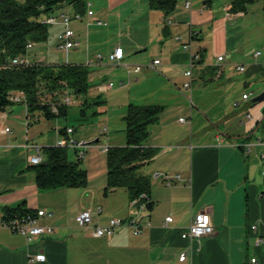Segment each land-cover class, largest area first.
<instances>
[{
	"label": "crops",
	"instance_id": "crops-1",
	"mask_svg": "<svg viewBox=\"0 0 264 264\" xmlns=\"http://www.w3.org/2000/svg\"><path fill=\"white\" fill-rule=\"evenodd\" d=\"M204 4L212 5L209 1ZM192 9L181 10L178 21L168 20L170 15L166 17L163 12L151 10L156 16L160 42L164 44L160 55H155L152 62L144 61L150 62L144 65L147 70L134 72L130 78L137 84L156 79L162 86L153 91L154 95L143 97L136 104H155L148 101L159 98L163 100L160 105L165 106L146 143V147L156 149L157 153L145 172L151 177L148 205L151 202L152 206L140 214L145 226L143 231L135 235L125 227L111 236L94 234L95 225H105L112 217L127 219L137 209H145L133 206L126 190L121 198L123 201L117 196L120 190L108 194L96 190L95 210L85 203L87 198L80 196V190H39L36 172L29 163V157L36 152L26 146L39 144L45 149L55 146V142L41 129L38 131L42 117L37 122L38 127L29 125L26 106L25 113L12 106L0 110V264H249L253 254L262 259L260 250L253 247L254 236L250 230L251 224L260 223L264 218L260 197L264 187L262 149L254 145L247 153L241 145L263 137L260 120L264 117V101L254 105V98L245 100L243 97L253 92L248 88L259 90V95L264 94L263 6L260 12L262 35L255 46L258 50L250 61L246 60L250 55L242 50L246 42V34L239 29L241 20L245 22L246 19L243 13L227 11L229 15L209 16L204 20L209 22L208 36L215 47L212 59L207 60L201 49L194 50L193 42L201 37L203 30L193 27ZM93 13L87 17L88 23L95 27L98 25L95 20H102ZM191 31L194 36L200 35L192 39ZM178 32L187 33L188 40L184 41ZM163 33L174 39L180 36L182 42L191 41L192 51L200 54L201 60L194 68L192 80L185 75L191 53L183 50L182 42L163 40ZM117 47L123 48L125 57L114 64L125 71L135 66L136 60L132 57L141 50H146L141 53L148 52L151 45L142 41L130 45L120 43L110 46L107 55ZM257 52H260L258 57L255 56ZM219 56L224 60L219 62ZM156 59L161 60V64L155 69L149 68ZM239 66H245L246 71H239ZM246 73V77L241 75ZM189 81L191 87L186 89L184 85ZM121 82L125 86V81ZM178 82H183V88ZM99 88L106 90L105 86ZM181 89L189 91L183 93ZM240 89L243 90L242 98L237 96ZM200 92L201 98L213 94L219 97V102L200 109L196 105L187 107L183 100L180 101L189 94L190 98L200 95ZM170 101L174 106L167 103ZM11 113H15L14 120ZM181 118L186 122H181ZM5 128H10L11 133L1 132ZM63 130L59 129L60 136ZM156 172L180 178L168 182L162 177L156 178ZM20 204L29 209L52 212L53 215L43 219L42 224L52 226L54 231L37 236L29 243L26 236L4 222L5 210ZM85 211L92 213L93 226L78 224L76 217ZM200 212L210 214L215 233L197 240L183 239L182 234L193 216ZM167 217L173 220L166 226ZM40 254L46 256L45 261L36 260ZM183 254L187 258L180 261Z\"/></svg>",
	"mask_w": 264,
	"mask_h": 264
},
{
	"label": "rangeland",
	"instance_id": "rangeland-1",
	"mask_svg": "<svg viewBox=\"0 0 264 264\" xmlns=\"http://www.w3.org/2000/svg\"><path fill=\"white\" fill-rule=\"evenodd\" d=\"M206 1L211 2L212 5L206 6L204 4ZM232 1L233 0H187L185 2V0H178L176 10L172 14H170V18H168V20L174 19L178 21L180 13L182 12L181 10L183 9L188 10L186 8V3L190 2L191 9L193 8L192 9L193 27L198 30L199 29L203 30V32H201L202 33L201 37L199 39L194 40L193 42L194 50L201 49L205 54L206 59L211 60L212 55L215 53V47L213 43H211V38L208 36L211 30V27L209 26V22L205 23L204 20H206L207 17L209 16L219 17V16L229 15L227 13V11H229L228 5ZM83 3L86 5V14H84L81 17V19H74L71 22V29L74 30L76 38L79 40L78 47L76 49H73L70 52L69 56L67 57V53L58 46L59 44L58 35L60 32L63 31L64 29L63 26L60 24L50 25L49 40L47 42L34 44L32 49L30 50L29 57L32 60L45 62L49 65H53V64L84 65L88 61L95 60L99 54L106 57L108 53L106 52L107 49L110 46H114L117 44L120 45V43L122 44L125 43V45L127 44L130 45L131 42L137 43L142 41L145 43H149V45H151V48L148 52L139 53L134 57H132V59H135L136 62L134 63L135 66H133L132 69L130 70L128 69L123 71L122 69H119L117 66H115L113 62H107V61H104L101 66L89 67L90 81L92 87L90 88L88 94L83 98L72 97V101L67 107V114L65 116H59L51 120H47L44 117H42L40 122L41 124L40 127L37 126L38 125L37 123H34L32 125L38 127V131L41 129L42 133L48 135L51 138V140H54L55 146L58 140L57 136H60L59 129L66 130L67 128L74 129L73 136L75 140L86 144L87 148L83 149L85 151V154L82 157L80 166L82 169L87 170L88 172V183L87 185L82 187L64 188V189L80 190V192H82L80 196H84L87 198L85 199V201L87 200L85 203H88L90 207H94L93 209L95 210V203H96L95 191L106 190L107 187V152H104L103 148L122 147L126 145L127 142L126 122L124 120V117L127 114L129 106L131 104H136L137 101L143 97L145 98L151 97L152 95H154L153 94L154 90L157 91L159 88L162 87L155 81L156 79L149 81L144 80L143 82L137 84V82L133 78L132 79L130 78L131 76L133 77V75H135L134 69L137 66H142V69L147 70V68L144 65H148L150 62H152L153 57H156L155 55L158 56L160 55L164 42H160L162 40H160L159 30L155 24L157 22L156 16L152 15L151 13L152 11L149 6V0H121L120 3L118 0H83ZM263 5H264L263 0H261L249 6L248 11L249 9H251V11L248 14L246 13L242 14L246 18L245 22L244 20L243 21L241 20L239 24L240 25L239 29L242 30L241 32L243 34H246V42L244 45L245 48L244 49L242 48V50H245V52L248 55H250L248 59H246L249 61L252 59L254 53L258 50L257 47L255 48V46L258 43L257 42L258 39L262 35V29H261L262 20H261L260 12L262 11L261 8ZM89 9L93 10L96 13L95 16L100 18L106 25L104 26L95 25L94 27L92 24H89L88 23L89 17H87L88 16L87 13ZM75 12H76L75 7L73 5H68L67 7L60 9V11H58L54 16L60 19L59 16L63 13H66L68 15H74ZM178 34H181L183 36L184 41L188 40L187 33L178 32ZM197 34H195V36L200 35L199 33ZM195 36L193 31H191V38L194 39ZM162 39L163 40L172 39V41L181 44L180 41H176V39H174L172 36L166 35L164 33L162 34ZM183 43L186 42H182V48H183ZM192 52L193 54H196L194 53V51ZM255 56L256 57L260 56V52H257ZM219 57H223V56H219ZM219 57H218L219 62L224 60V57L222 60H219ZM200 60H201V56L198 60L194 61V68L197 66ZM144 61H150V62L146 63ZM249 63H252V61ZM189 66H190V62L188 65V69ZM241 67L244 68V70L241 71L240 70ZM194 68L192 72L194 71ZM238 70L241 72H245L246 67L239 66ZM241 75H244L246 77L248 74L246 73ZM189 79L190 80L193 79V73L192 76L189 77ZM122 80L125 81L124 87H120L119 85ZM110 82L116 84L114 89L111 90L106 89L107 91L106 90L103 91L102 89L99 88L101 86H105L109 84ZM190 82L191 81L187 83ZM178 83H181V86L183 88V82H178ZM197 86L198 84H196V88ZM186 89L185 90L181 89V91L183 93H186L187 91H189ZM251 89L252 88L250 89L248 88L247 90H249V92L250 91L253 92H250V94H244L247 96L249 95L248 98L246 99L244 98L245 100H248L250 97L255 98L260 94L259 90H256L255 88L253 90ZM201 93L202 92H200V95L199 94L192 95V98H190V94H189V96L183 97V99H181L180 101L183 100V105L185 106L187 105V107L191 105L193 107V105H196L200 109H204L203 107L209 106L214 102L215 103L219 102V97H216L215 95L212 94V95H207L204 98H201ZM242 94H243V90L242 89L238 90L237 96L239 98H242ZM64 97H62V99ZM85 99L88 100V105L83 107V102L85 101ZM148 102L155 103L156 105H160L161 103H163V100L161 101V99L155 98L149 100ZM167 103H170L169 105H172V101ZM14 106H16V108H21L20 111L25 113L26 109L24 104L17 103ZM11 114H12L11 116H13L11 118L12 120H14L15 113H11ZM263 118L264 117L262 116L260 122L263 120ZM27 124L28 122L27 120H25L26 128H27ZM156 124H154L151 128H153ZM26 128H24L25 133H26ZM97 140L99 141L97 142ZM69 157L73 161H78V156L76 154V151L71 148H69ZM146 169L147 167H145L142 171L145 173ZM117 190H120L117 193L118 194L117 196L120 200L121 198H123V194H124L123 192L126 189L119 188ZM87 193H89V195H87ZM102 199H104V195ZM121 200L123 201V199ZM101 206H104V204H102ZM148 206L149 205H146V207ZM146 211H147L146 208L137 209V211L129 218L134 216H139L140 214H142L143 212L145 213ZM196 215H194L193 218ZM112 218H118V217H112ZM112 218H110L108 222ZM170 222L167 221L166 218V226ZM190 225L188 226V228L190 227ZM144 227L145 226L142 225L141 231L136 234L134 229H132L130 226H126V228H129L135 235L140 234L143 231ZM188 228L186 229V231L188 230ZM214 233H215V229H214ZM197 239H190V240H197Z\"/></svg>",
	"mask_w": 264,
	"mask_h": 264
},
{
	"label": "trees",
	"instance_id": "trees-1",
	"mask_svg": "<svg viewBox=\"0 0 264 264\" xmlns=\"http://www.w3.org/2000/svg\"><path fill=\"white\" fill-rule=\"evenodd\" d=\"M259 1L233 0L229 12L247 13L249 6ZM177 4L178 0H149L150 9L163 12L166 17L176 10ZM68 5L76 9L72 16L86 13L83 0H0V110L16 105L12 97L23 93L24 100L20 103L27 108L29 125L37 123L41 117L51 120L65 116L69 104L63 103L62 97L66 94L71 96V100L72 97L83 98L92 87L89 66L85 64L49 65L29 57L34 44L47 42L50 38L47 20ZM29 44H33L31 48ZM18 57L26 59L29 64L13 65V60ZM87 105L88 100L85 99L83 107ZM164 109V105L156 104L129 106L124 117L126 145L110 147L107 152L105 194L124 188L130 201L148 203L151 177L142 170L153 162L157 151L146 147V142L151 136V127L159 122ZM44 154L43 162L33 166L39 190L87 185L88 172L80 166L82 157L79 151H76L78 161L70 159L68 147H46ZM35 211L20 204L5 210L4 222L7 225L22 222Z\"/></svg>",
	"mask_w": 264,
	"mask_h": 264
},
{
	"label": "built area",
	"instance_id": "built-area-1",
	"mask_svg": "<svg viewBox=\"0 0 264 264\" xmlns=\"http://www.w3.org/2000/svg\"><path fill=\"white\" fill-rule=\"evenodd\" d=\"M186 8L188 10L191 9V3L187 2L186 3ZM93 11H89L88 15L93 16ZM60 19L58 17H52L47 20V23L49 25H57L60 24L63 26V32L58 36L59 40V48H61L63 51L67 53V56H69V53L73 50L76 49L79 45V42L76 40L75 37V32L74 30L71 29V22L74 19H81L82 16L80 15H68V14H61ZM60 22V23H59ZM96 23L98 25H103L104 23L100 20H97ZM171 23V22H170ZM178 41L182 42V37L176 38ZM32 47V44H29V48ZM183 49L187 52L191 53V60H190V66L189 69L186 71L185 75L187 77L192 76V70L194 68V61L198 60L200 58V54H193L192 52V45L190 43H183ZM125 57L124 50L121 47H117L114 52L110 53L106 57L103 55L99 54L95 60L88 61L85 65L89 67H95V66H101L104 61H109L113 63H120L123 61ZM223 57H219V60H222ZM24 64H29L28 61L24 58H16L13 60V65H24ZM161 64V60L156 59L153 61L152 65L149 67L151 69H155L156 66ZM142 70V66H137L134 71L135 72H140ZM240 70H244V68H240ZM120 87L124 86V82H121ZM186 88L190 87V83L185 84ZM114 88V83H109L105 85V89L111 90ZM249 96V95H248ZM247 95H244V98H248ZM12 100L15 103H20L23 102L24 100V95L23 93H18L17 95H14L12 97ZM63 103L65 104H70L71 103V96L65 95L63 98ZM57 108H54V111H56ZM250 117V115H248ZM181 122H186L185 118L180 119ZM261 126L263 128V137L256 140V141H249L245 142L241 145V147L244 149L245 152H250L252 149V146L258 145L262 149L261 153V158L263 160V177H264V118L261 121ZM3 133H11L10 128H5L2 130ZM74 129L73 128H67L63 134H61L60 138L57 140L56 146L57 147H68L73 150L79 151L80 156L83 157L85 154V151L83 149H86L87 146L85 143H82L80 141L75 140L74 136ZM26 147H32L35 149V154L29 157V163L32 166L39 165L43 162L44 160V154H43V146L39 144H32V145H27ZM109 147H104L103 151L108 152ZM156 178L162 177L168 182H171L173 178H180V176H172L170 174L166 173H161V172H156L154 174ZM260 197L263 201L264 204V187L263 190L260 194ZM133 206H140L141 208H146V205H148L147 202L140 203L138 200L132 201ZM101 212V210H99ZM53 215L52 212H47L45 210L38 209L36 212L29 214L24 221L22 222H15L11 226L13 229L16 231L20 232L24 236H26L27 241L30 243L34 240L35 237L40 236L45 233H52L54 231V228L50 225H45L42 224V220L48 217H51ZM76 220L78 224L81 227H89L92 226L93 224V216L90 211H85L80 213L77 217ZM142 218L141 216H134L129 219H121V218H112L107 224L105 225H98L94 226V234L98 237L102 236H110L113 235L118 229L126 226H130L132 229H134L135 233H139L141 231L142 227ZM167 221H172V217H167ZM251 233L254 236V242H253V247L255 249L260 250L262 253V259L259 258L256 254H253L250 257L249 264H264V218L262 222L260 223H253L250 226ZM214 233V227L211 222V217L208 213L206 212H201L197 214L188 228V230L182 235L183 238L187 239H197L201 238L204 236H209ZM187 258L186 254H183L180 256V261H185ZM36 260L38 261H45L46 256L44 254H40L36 256Z\"/></svg>",
	"mask_w": 264,
	"mask_h": 264
},
{
	"label": "water",
	"instance_id": "water-1",
	"mask_svg": "<svg viewBox=\"0 0 264 264\" xmlns=\"http://www.w3.org/2000/svg\"><path fill=\"white\" fill-rule=\"evenodd\" d=\"M143 51H146V50H141V51H139L138 53H141V52H143ZM252 101H253L254 105H257V104H259V103H262V102L264 101V94H261V95L255 97ZM98 141H99V140H97V142H98Z\"/></svg>",
	"mask_w": 264,
	"mask_h": 264
}]
</instances>
